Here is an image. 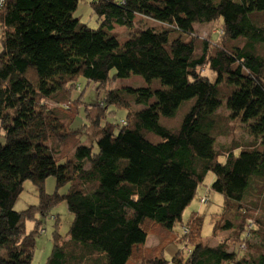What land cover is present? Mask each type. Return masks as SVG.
Wrapping results in <instances>:
<instances>
[{"label": "trees", "instance_id": "1", "mask_svg": "<svg viewBox=\"0 0 264 264\" xmlns=\"http://www.w3.org/2000/svg\"><path fill=\"white\" fill-rule=\"evenodd\" d=\"M78 2L4 0L0 9V264L31 263L37 218L61 202L72 222L54 232L44 264H168L175 242L191 246L175 264H264V0H91L95 29L73 17ZM217 21L222 34L199 43L193 26ZM132 77L145 86H109ZM81 78L102 108L86 105L72 129ZM189 100L178 129L162 126ZM222 100L227 114L215 109ZM117 110L126 118L108 122ZM230 121L246 124L250 140L216 144ZM208 173L223 197L213 231L228 233L213 245L202 241L201 214L182 221ZM25 181L38 203L16 212ZM27 220L37 223L28 235ZM151 228L164 232L153 249Z\"/></svg>", "mask_w": 264, "mask_h": 264}, {"label": "rangeland", "instance_id": "2", "mask_svg": "<svg viewBox=\"0 0 264 264\" xmlns=\"http://www.w3.org/2000/svg\"><path fill=\"white\" fill-rule=\"evenodd\" d=\"M77 9L73 14V17L79 20L80 23L87 25L91 29L97 28V18L93 14L92 9L90 7L91 0H78ZM152 23V22H151ZM149 24V22H147ZM196 37L198 42H202L208 40L209 38H217L220 36L222 32V25L220 21L207 23L204 25H194L193 26ZM114 32L120 36V42H124L126 40V32L124 28L115 27ZM213 46H216L214 44ZM201 72L205 75H208L211 80L213 81L214 75L206 68H202ZM111 88L113 87H128V86H145L144 82L141 79L136 77H132L129 79H123L115 81L113 84L109 83ZM79 96H81V104L79 105V100H76ZM71 100L75 101L69 106L67 111V116H69L72 120L75 118L76 114L77 117L74 120V123L71 125V128H78L81 124L84 123L83 120V109L86 105H94L98 103L97 108H102V103L99 100L102 99V94L96 91V85L86 84L84 79H80L78 82L77 90L71 93ZM192 101L183 102L179 108L177 109L175 115L170 118H160L159 121L162 126L165 128L174 131L178 129L183 117L189 111L191 107ZM140 107L132 110H138ZM215 109L219 114H227L228 110L224 104V100L215 103ZM88 110H92V107H88ZM126 118V111L125 110H117L112 116L107 117V121L119 124L120 121ZM229 126L231 128L230 134L227 138H220L216 140V144H223L226 145L230 142L231 139H235L237 143L245 142L250 140L249 137V128L246 124H239L238 122L230 121ZM90 128L86 129L84 133H91ZM2 130L0 128V135ZM91 134L88 135L90 137ZM0 142L3 143V138L0 137ZM89 144V142H87ZM224 156L219 158V161H223ZM214 180V175L212 173H208L204 180L203 185H201L191 201L190 205L184 210L182 215V221L185 224L188 220V217L191 213L196 212L202 215V227H201V237L203 243L207 245H213L225 238L228 233H224L220 230L213 231V221L219 217L223 206V197L222 195L215 193L209 189L210 184ZM55 178L49 177L44 181V190L48 194H51L55 191ZM66 188L60 189V193H64ZM201 200V201H200ZM203 200V201H202ZM38 203V194L37 188L30 182L25 181L23 184V190L18 196L17 200L13 205V210L16 212L24 211L30 206L37 205ZM37 220L42 221L39 228L36 227L35 221L27 220L25 222V230L26 234H30L36 227V233H33V237L35 240V246L33 248L32 260L30 264H44L47 257L49 256L52 244H53V236L54 232L59 233L61 236L66 235L70 224L72 222V215L69 213L67 209V205L65 202H61L56 207H54L49 216L46 218H37ZM57 226H55V221H57ZM183 224V225H184ZM158 228L150 229L149 236L146 240V247L147 248H156L160 246L161 240H163L164 232ZM176 230L178 232L182 231V227L180 224L176 226ZM161 236V237H160ZM185 238L184 242L189 244L190 235L189 230L185 231L182 235ZM177 237V236H176ZM175 237V239H176ZM190 245L185 246L180 242H175L169 246H167L164 250V258L169 263L168 264H175L172 262V259L178 253L179 257H182L183 260L187 257V251L190 248Z\"/></svg>", "mask_w": 264, "mask_h": 264}, {"label": "built area", "instance_id": "3", "mask_svg": "<svg viewBox=\"0 0 264 264\" xmlns=\"http://www.w3.org/2000/svg\"><path fill=\"white\" fill-rule=\"evenodd\" d=\"M3 1H4V0H0V9H1L2 5H3ZM220 32H221V30H220ZM202 201H203V200H202Z\"/></svg>", "mask_w": 264, "mask_h": 264}]
</instances>
